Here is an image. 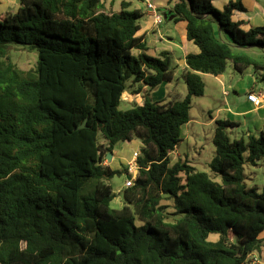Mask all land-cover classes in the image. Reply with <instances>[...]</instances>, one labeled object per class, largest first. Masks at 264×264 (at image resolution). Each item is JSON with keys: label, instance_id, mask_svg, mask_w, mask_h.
I'll use <instances>...</instances> for the list:
<instances>
[{"label": "trees", "instance_id": "obj_1", "mask_svg": "<svg viewBox=\"0 0 264 264\" xmlns=\"http://www.w3.org/2000/svg\"><path fill=\"white\" fill-rule=\"evenodd\" d=\"M214 1L168 0L167 18L185 22L199 49L181 75L187 95L169 101L152 92L174 80L173 57L148 53L144 14L129 3L18 0L0 14V264H249L261 251L264 189L247 185L245 166L264 162V131L233 139L237 124L216 121L209 168L221 182L171 164L203 75L231 63L264 82V26L233 20L242 0L221 11ZM15 45L37 50L34 68L12 61ZM125 92L143 104L121 110ZM134 139L138 176L113 209L107 180L121 172L107 155Z\"/></svg>", "mask_w": 264, "mask_h": 264}, {"label": "rangeland", "instance_id": "obj_2", "mask_svg": "<svg viewBox=\"0 0 264 264\" xmlns=\"http://www.w3.org/2000/svg\"><path fill=\"white\" fill-rule=\"evenodd\" d=\"M17 0H10V5L7 7V10L10 13H13L16 9L13 7L14 3H16ZM105 1V0H103ZM117 2H120L121 0H116ZM133 4L135 6H143L142 3H140L138 0H132ZM154 5H156V8H163L158 7L161 0H152L151 1ZM168 3V2H167ZM169 9H172V5H169ZM134 8V6L132 7ZM14 10V11H13ZM221 11V10H219ZM163 16V23L159 26L164 27V36H169L167 34L168 28L171 25H174L175 22H171L165 13H160ZM147 21L146 16L141 21V24L145 25V22ZM159 27V29L161 28ZM162 30V29H161ZM176 43L180 42L179 39V33L176 32ZM180 44V43H178ZM148 46H149V54L154 57L159 56V52L163 50L171 51L172 55L174 56L173 61L176 63H173V68L175 72V78L174 80L169 83L167 86H165L166 100H182L187 95V87L182 79V71H180V61L177 63V57L179 56V49L175 48L174 46H171L167 41L161 42V39L157 33H151L148 35ZM176 50V51H175ZM250 50L248 52L251 55L255 54ZM11 59L14 63L18 65L19 68L22 70H30L35 67L37 60H38V53L37 50L32 49L28 46H22V45H15L12 47L11 52ZM262 55V54H261ZM264 56V55H263ZM231 73H235L236 75H241L237 73L234 68L232 67L231 63L228 64L227 70L225 72V75L227 79H229ZM258 72H255L254 69L250 68L249 72H245L244 79L245 81L249 80V76L252 78V76H257L256 84L258 86L263 87L264 82L260 79V75ZM211 77V76H208ZM241 77V76H239ZM133 79H130L128 81V85L132 84ZM205 85L207 84V93H210L212 90H217L218 87L216 86L213 78H206L204 77ZM206 88V87H205ZM227 90V89H226ZM229 90V87H228ZM155 91H159V88ZM220 100L223 101L225 96L223 90H220ZM233 92V91H232ZM157 94V93H156ZM159 95V92L157 94V97ZM233 97V94H232ZM125 99V100H124ZM129 97L126 96V94L123 95V101L120 104L121 110H128L133 107L135 103H128ZM205 99L207 98H194L192 103V109L190 116L193 120L191 126L189 128H185L184 132L187 134V138L179 145V147L176 149L175 153H172L171 155V164H174L180 160L185 161L189 160L190 164H192L198 171L201 172H207L209 173L217 182H221L220 176L215 175L211 172L209 168V164L213 160L216 154V149L213 144V130L215 129L214 126L207 125L210 122V115L209 114H203L200 110L199 103L200 101H203L205 104L208 103ZM213 108L217 110L218 108H223V106L217 102L212 104ZM216 126V124H215ZM237 127V126H236ZM235 127V128H236ZM244 129V128H243ZM243 129L238 128L237 133L239 134V138L245 137L246 132L243 131ZM230 137L234 138L233 134H230ZM235 139V138H234ZM100 142L106 143V141L103 139V137L100 136ZM141 147V142L138 139H134L131 142H125V143H119L115 146L114 152L115 158L113 161L109 162V166L113 170H119L121 173L114 176L112 179L107 180V183L112 186L113 192L115 194V198L111 203V207L113 209H121L124 206L123 201V192L126 189V181L128 180V175L125 172L127 168L129 167V164H135L133 158L134 155H136ZM247 156V155H246ZM106 163H108L106 161ZM245 173H246V183L248 186H256L260 192L264 189V162H260L257 166H253L250 164H246L245 166ZM169 201H164V204H169ZM262 262H264V254H262V257L260 259Z\"/></svg>", "mask_w": 264, "mask_h": 264}, {"label": "crops", "instance_id": "obj_3", "mask_svg": "<svg viewBox=\"0 0 264 264\" xmlns=\"http://www.w3.org/2000/svg\"><path fill=\"white\" fill-rule=\"evenodd\" d=\"M138 1L142 3L143 6L141 7L138 5L135 6L132 0H121L120 2H117L116 0H105L108 7L113 5L112 9L115 12L121 11V5L123 2L129 3L130 9L141 10L144 16H146L147 21L145 22V25L141 24L142 28H141V31L138 33V36H143L145 41H147L148 43V35L151 33H157L161 39V42L167 41L171 46H174L175 48L179 49L180 54L177 57V63L178 61H180V63L178 64V66L180 65L179 70L182 71V73L185 72L187 69V64H186L187 55L199 53L198 47L193 42L188 41L187 39L186 23L185 22L176 23L173 20V18H169L171 22H175V23L174 25H171L168 28L167 34L169 36H166V35L164 36V31H163L164 27H161L155 24V20H154V17L152 16L151 11L147 9V2L148 1L151 2L152 0H138ZM230 1H233V0H215L213 2V6L217 10H223L224 7ZM9 2L10 0H0V14L6 13V12L10 13L7 10V7L10 5ZM167 2L168 0H161V2L158 4L159 5L158 7H163V8H157V10L160 13L163 14L165 12H168L169 6ZM242 3L244 4L246 11L236 12L233 15V20L235 22H244L245 25L243 26V28L246 30L252 27L264 26V0H242ZM18 6H19V2L17 0L16 3H14L13 7L17 9ZM133 6L134 8H132ZM159 27L161 28L159 29ZM176 32L179 33L180 42L178 43L180 44L175 42ZM221 36L224 37L223 35ZM163 51H167V50H163ZM169 52L172 55V52L171 51ZM248 52H250V50ZM251 52H253L255 55L261 54L257 51H251ZM172 57L174 59L173 55ZM175 63L176 62L174 61V64ZM245 72L248 73L249 69ZM245 72L241 75H236L235 73H231L229 79H227L225 73L218 77L209 75V74L203 75V78L204 77L213 78L216 86L218 87V91L212 90L210 93H207V84H206L204 95L202 97H199V98H207L205 100L208 101V103L206 104L203 101H200L199 103L201 112L203 114L210 115V122L207 125L216 127L215 124L217 120H229L231 122H234L237 124V127L232 129L230 131V134H233L235 139H239V136H238L239 134L237 133L238 128L240 129L244 128L243 131L246 132V136L251 135V134L258 135L260 132L264 131V102L261 106H256L252 102H250L247 98L249 93H255L257 95H261L262 93H264V86L261 87L256 84V81L258 80L257 76H252V78L249 76V80L245 81L244 79ZM208 76H211V77H208ZM167 85L168 84H164L159 88L158 97H157V94H158L157 91L154 90L152 92V97L155 101H169V100H166L165 98V95H166L165 86ZM228 87H229V90H228ZM220 90H223L224 92L225 98L223 101L220 100V92H219ZM124 94H126V96L129 97L127 101L128 103H137L139 105L143 104V98L140 94L132 95L129 92H125ZM232 94H233V97H232ZM217 102H219L223 106V108H218L217 110H215L212 104L217 103ZM192 122L193 120L191 118L190 122L186 124L183 128V141L187 138V134H188V132L187 134L184 132L185 131L184 129L189 128ZM214 133H215V129L213 130V137H214ZM175 151L173 153H175ZM115 154L116 152L113 153V158H112L113 160L115 158ZM133 159H135V156ZM105 165H109V162L105 163ZM262 254H264V247L261 249V251L254 252L253 254L250 255L249 264H264V262L260 260L262 257Z\"/></svg>", "mask_w": 264, "mask_h": 264}, {"label": "built area", "instance_id": "obj_4", "mask_svg": "<svg viewBox=\"0 0 264 264\" xmlns=\"http://www.w3.org/2000/svg\"><path fill=\"white\" fill-rule=\"evenodd\" d=\"M147 9L151 11L152 16L154 17V20H155V24L161 25L163 23V16L157 10L156 6L152 2L148 1ZM247 98L254 105L261 106L264 102V93H262L261 95H257L255 93H249ZM136 155H134L135 159H133L135 164L134 163L129 164V167L127 168V171H126L128 175V180L126 181V188L133 187L135 184V180L138 176L139 168L136 164Z\"/></svg>", "mask_w": 264, "mask_h": 264}, {"label": "water", "instance_id": "obj_5", "mask_svg": "<svg viewBox=\"0 0 264 264\" xmlns=\"http://www.w3.org/2000/svg\"><path fill=\"white\" fill-rule=\"evenodd\" d=\"M86 126L85 125H81L80 128H85ZM112 158H113V153H108L107 155V161L108 162H111L112 161Z\"/></svg>", "mask_w": 264, "mask_h": 264}]
</instances>
